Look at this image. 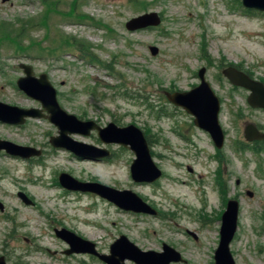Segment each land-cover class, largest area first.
Listing matches in <instances>:
<instances>
[{
	"label": "rangeland",
	"instance_id": "1",
	"mask_svg": "<svg viewBox=\"0 0 264 264\" xmlns=\"http://www.w3.org/2000/svg\"><path fill=\"white\" fill-rule=\"evenodd\" d=\"M49 8L56 11L46 25L42 17ZM152 10L162 15L159 26L126 28L131 17ZM34 20L39 24L31 25ZM23 24L22 32L14 31ZM0 27L13 33L0 38V101L42 107L16 83L25 75L20 63L31 64L35 75L47 73L68 112L101 125L139 126L163 170L154 182H136L130 170L135 153L103 143L97 131L71 135L111 149L109 160L82 159L54 147L58 127L48 118L0 121L1 139L43 152L31 158L0 153V257L9 264H107L87 253L65 254L69 244L55 228L66 227L104 253L125 234L143 250L162 251L163 242L173 246L184 261L171 264H216L221 216L236 198L238 228L230 243L235 264H264V141L244 135L248 122L264 127V111L251 108L248 91L222 72L236 64L264 79V11L242 0H53L50 7L42 0H0ZM151 45L159 48L156 55ZM202 66L221 100V149L166 95L198 84ZM62 171L131 189L163 214L124 210L97 193L69 190L60 185ZM221 178L227 188L218 184ZM23 189L35 205L19 196Z\"/></svg>",
	"mask_w": 264,
	"mask_h": 264
},
{
	"label": "water",
	"instance_id": "2",
	"mask_svg": "<svg viewBox=\"0 0 264 264\" xmlns=\"http://www.w3.org/2000/svg\"><path fill=\"white\" fill-rule=\"evenodd\" d=\"M242 3L247 8L264 11V0H242ZM162 20L160 12L156 10L146 11L127 20L126 28L129 31H137L159 26ZM150 50L153 55L159 52V48L155 45H151ZM20 67L24 70L25 75L18 78V87L30 97L39 100L43 108H24L0 101V121L22 124L28 117L48 118L59 129V134L51 137L53 146L70 149L80 157L91 159L106 157L109 155V151L93 143L75 140L71 134L82 133L88 136L92 130H97L104 143H117L129 147L136 153V158L131 164V175L135 181L154 182L163 175V170L152 157L146 134L139 126L135 124L119 126L114 121L101 126L95 120H83L61 106L57 97V90L47 73L43 72L36 76L31 64L20 63ZM222 72L232 85L243 87L249 91L248 102L252 107L264 108L263 81L251 77L247 72L234 65L224 67ZM206 75L207 67L202 66L198 71L200 82L196 87L189 90L167 91L166 95L172 103L183 107L195 116L197 126L207 130L215 146L221 149L226 139L219 117L221 100ZM244 135L248 141L264 140V131L260 130L254 123L246 125ZM2 149L22 157L41 154V150L33 147L0 139V150ZM59 178L66 188L97 193L121 209L157 214L155 208L131 189H119L98 181H81L65 172H62ZM248 194L253 196L254 193L248 190ZM19 196L27 204L32 202L24 192H19ZM0 209H4V204L1 201ZM239 212V200L236 198L229 199L222 215L220 242L214 255L216 264H235L230 251V243L238 228ZM55 232L58 237L69 244V248L64 251L65 254H92L107 264H127L125 262L127 259L137 264H171L172 262L184 261L182 254L167 243H164L162 251L143 250L125 234H121L110 245V252L104 253L97 249L96 242L82 237L66 227L56 228ZM0 264H8L3 256L0 257Z\"/></svg>",
	"mask_w": 264,
	"mask_h": 264
},
{
	"label": "flooded vegetation",
	"instance_id": "3",
	"mask_svg": "<svg viewBox=\"0 0 264 264\" xmlns=\"http://www.w3.org/2000/svg\"><path fill=\"white\" fill-rule=\"evenodd\" d=\"M228 65H230V64H227L226 66H228ZM237 67H239L238 65H236ZM240 68V67H239ZM241 69H243V68H241ZM246 71V70H245ZM249 74V73H248ZM39 76V75H38ZM197 86V82L194 84V86L193 87H196ZM233 86H235V85H233ZM235 87H239V86H235ZM239 88H243V87H239ZM243 89H245V88H243ZM246 91H248L247 89H245ZM248 96H249V91H248V95H247V104L251 107V108H254V109H257V110H262V111H264V108H255V107H252L250 104H249V102H248ZM57 97H58V95H57ZM59 100V99H58ZM169 100V99H168ZM170 101V100H169ZM60 102V101H59ZM171 102V101H170ZM172 103V102H171ZM61 104V103H60ZM172 104H174V103H172ZM42 105V104H41ZM176 107H178V108H182L183 110H185L183 107H181V106H179V105H176V104H174ZM62 106V105H61ZM63 107V106H62ZM41 108H43V105H42V107ZM186 111V110H185ZM187 112V111H186ZM45 113H47V111L45 112ZM189 113V112H188ZM190 114V113H189ZM190 115H192V114H190ZM192 117H193V122H194V126H195V128H196V130L198 129V130H200L201 132H204V133H207V134H209V136L211 137V135H210V133L207 131V130H205V129H203V128H200L199 126H197V123L195 122V116H193L192 115ZM220 117V116H219ZM29 118H31V117H28L27 119H26V121L24 122L25 124H27V120L29 119ZM80 118V117H79ZM82 119V118H81ZM83 120H85V119H83ZM97 122V121H96ZM24 123H22V124H24ZM98 123V122H97ZM249 123H254V124H256L257 125V127L260 129V130H262V131H264V127L262 126V125H260V124H257V123H255V122H248L246 125H248ZM10 124H12V123H10ZM99 124V123H98ZM19 125V124H18ZM99 125H101V124H99ZM101 126H105V125H101ZM119 126H121V125H119ZM94 131H97V130H92L91 132H90V134L89 135H91V134H93V133H95ZM98 132V131H97ZM58 134H59V129H58ZM75 134H77V133H75ZM79 134H82V133H79ZM226 134V133H225ZM88 135V136H89ZM98 135H99V133H98ZM56 136V135H55ZM72 136V135H71ZM147 137V136H146ZM99 138H100V136H99ZM1 139V138H0ZM75 139V138H74ZM148 139V138H147ZM185 139H188V138H186L185 137ZM2 140H7V139H2ZM75 140H77V139H75ZM100 140H101V138H100ZM78 141H80V140H78ZM102 141V140H101ZM213 141V140H212ZM256 142H258V141H264V140H255ZM84 142V141H83ZM103 142V141H102ZM251 142H254V141H251ZM15 143V142H14ZM104 143V142H103ZM148 143H149V140H148ZM214 143V142H213ZM18 144V143H17ZM106 144H108V143H106ZM110 144H112V143H110ZM117 144V143H116ZM215 144V143H214ZM95 145V144H94ZM109 145V144H108ZM120 145V144H119ZM96 146H98V145H96ZM30 147H33V148H35V149H37L36 147H34V146H30ZM55 147V146H54ZM98 147H100V146H98ZM125 147V146H124ZM149 147H150V144H149ZM59 148H63V147H59ZM100 148H106L108 151H109V155H107L106 157H102V158H94V159H91V158H83V157H80V156H78L75 152H73L72 150H71V152L73 153V156H77L78 158H82V159H89V160H93V161H106V160H109V159H107L108 157H111L112 155H113V152H112V150L111 149H109V148H107V147H100ZM129 148V147H128ZM223 148V147H222ZM218 149V148H217ZM37 150H41V149H37ZM70 150V149H69ZM132 150V149H131ZM150 150H151V147H150ZM133 151V150H132ZM3 152H5V153H8V154H10V155H14V154H12V153H10V152H8L7 150H5V149H2V150H0V153H3ZM134 152V151H133ZM42 150H41V154L40 155H33V156H35V157H40L41 155H42ZM135 153V152H134ZM151 154H152V150H151ZM14 156H20V155H14ZM33 156H30V157H25V158H31V157H33ZM20 157H22V156H20ZM152 157H153V154H152ZM135 158H136V153H135ZM222 158L224 159V161H225V156H224V154H222ZM154 159V158H153ZM134 160V159H133ZM155 161V160H154ZM133 162V161H132ZM158 165V164H157ZM159 166V165H158ZM130 170H131V167H130ZM190 170H192V168L190 167ZM62 172H65V171H62ZM65 173H69V172H65ZM70 174V173H69ZM70 175H72V174H70ZM59 176H60V174H59ZM73 176V175H72ZM76 178V177H75ZM78 179V178H77ZM80 180V179H79ZM81 181H84V180H81ZM93 181H97V180H93ZM220 181V182H219ZM59 182H60V180H59ZM137 182V181H136ZM217 182H218V184L220 185V186H222L223 188H227L228 187V184L227 183H225L224 181H223V178H221L220 180H217ZM60 185H62V186H64L61 182H60ZM65 187V186H64ZM66 188V187H65ZM68 189V188H67ZM69 190H71V189H69ZM76 191H79V190H76ZM20 192H24L27 196H28V194L26 193V190H21ZM31 200H32V202L30 203V205H35V201H34V198L32 197V196H28ZM32 197V198H31ZM143 198V197H142ZM144 199V198H143ZM147 203H149L153 208H155L156 210H157V214L156 215H159V216H162V214H163V212H162V210L160 209V208H158L157 207V205L156 204H151L150 202H148L146 199H144ZM1 201V200H0ZM24 201V200H23ZM2 202V201H1ZM25 202V201H24ZM3 203V202H2ZM228 203V202H227ZM4 204V203H3ZM120 208V207H119ZM5 210V207H4V209L3 210H1V211H4ZM125 210V209H124ZM129 211H131V210H129ZM133 212H135V211H133ZM137 213H144V212H137ZM146 214H149V213H146ZM153 215V214H152ZM223 215V214H222ZM221 220H222V216H221ZM57 228V227H56ZM55 228V229H56ZM188 233L189 234H191L192 236H194V234H195V232H192L191 230H188ZM196 236V235H195ZM117 239V238H116ZM195 239H198L197 237H195ZM164 243H166V242H163V245H164ZM168 244V243H167ZM173 247V246H172ZM4 257V256H3Z\"/></svg>",
	"mask_w": 264,
	"mask_h": 264
},
{
	"label": "trees",
	"instance_id": "4",
	"mask_svg": "<svg viewBox=\"0 0 264 264\" xmlns=\"http://www.w3.org/2000/svg\"><path fill=\"white\" fill-rule=\"evenodd\" d=\"M42 1H44V3L48 6V7H50V1H53V0H42ZM56 3H58V2H56ZM56 10H52L51 8H49L48 9V11H47V13H45V15H44V17H42V23L43 24H46L47 25V21H48V19H49V17H50V15H51V13L52 12H55ZM72 12H73V10H72ZM30 24V23H29ZM37 24H39L38 23V20H34L33 22H31V25H33V26H35V25H37ZM25 26H27L26 24L24 25H22L21 26V29L20 30H18L17 28L14 30V31H16V32H18V31H21L22 32V30L25 28ZM11 36H13V33H7L4 29H2L1 27H0V38H2V39H5L6 37H11ZM1 41V40H0ZM252 77H254L249 71H247ZM263 81H264V79H262ZM220 182V181H219Z\"/></svg>",
	"mask_w": 264,
	"mask_h": 264
}]
</instances>
